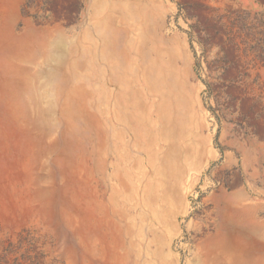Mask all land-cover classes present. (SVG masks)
I'll return each mask as SVG.
<instances>
[{
    "label": "rangeland",
    "instance_id": "1",
    "mask_svg": "<svg viewBox=\"0 0 264 264\" xmlns=\"http://www.w3.org/2000/svg\"><path fill=\"white\" fill-rule=\"evenodd\" d=\"M0 264H264V0H0Z\"/></svg>",
    "mask_w": 264,
    "mask_h": 264
}]
</instances>
